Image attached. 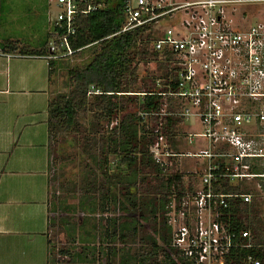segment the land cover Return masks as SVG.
Listing matches in <instances>:
<instances>
[{
	"label": "built area",
	"instance_id": "2783aa9c",
	"mask_svg": "<svg viewBox=\"0 0 264 264\" xmlns=\"http://www.w3.org/2000/svg\"><path fill=\"white\" fill-rule=\"evenodd\" d=\"M52 2L57 10L42 56L60 60L83 49L69 41L76 16L102 8L104 2L48 0ZM123 3L124 21L113 35L144 29L146 51L158 59L129 56V67L145 62L158 72L152 74L155 90L141 94L162 96L160 111L141 116L145 121L154 115L174 116L180 124L193 121L195 130L182 131L186 142L206 141L197 152H179L159 133L150 146L163 168L173 166L175 157L205 159L204 167L183 181L178 199L175 194L169 198L170 242L165 247L178 253L177 264H261L252 254L237 256L239 249L255 245L254 237L250 229H233L226 216L232 199L250 202L261 195L248 186V192L227 191L223 181L245 185L246 180H264V170L253 171L255 161L264 160V0Z\"/></svg>",
	"mask_w": 264,
	"mask_h": 264
},
{
	"label": "trees",
	"instance_id": "16d2710c",
	"mask_svg": "<svg viewBox=\"0 0 264 264\" xmlns=\"http://www.w3.org/2000/svg\"><path fill=\"white\" fill-rule=\"evenodd\" d=\"M102 1L104 2L102 8L88 14H80L74 20L75 33L69 38L71 46L89 48L93 54L88 62L68 70V91L58 92L48 100L49 147L61 133H81L83 127L80 123V114L85 111L92 112L94 120L90 132L93 133L83 135L88 144L84 152L91 158L96 152L102 153L106 163L108 153H113L119 158L116 168L109 172L102 168V173L108 176L110 182L118 180L119 197L112 193V203L107 204L110 197L104 195L106 206L97 209V204L103 203L96 202L90 194L89 187L93 186V181L90 180L84 186L85 202L80 207L92 214L96 210L102 212L109 210L110 204L120 205L125 214L124 218L118 221L115 218L105 219L103 233L111 244L106 246L107 264H177V259L181 260L178 253L165 247L170 242V227L165 213L170 196L175 194L178 199L183 189V173L178 170L170 171V168L156 164L150 146L161 133L176 150L175 127L179 119L171 115L162 117L154 115L149 119L153 125L145 123L141 113L160 111L162 96L141 94L155 90L154 76L149 77V83L144 82L141 87H137V67H129V56H138L145 62L148 57L157 61V56L146 51L148 37L145 41L142 40L144 29L113 35L123 24L124 3L123 0ZM49 38L50 32L47 34L46 42L35 51H25L18 40L3 41L0 43V49L18 50L19 53L25 54H44L47 52ZM56 62L57 59H48L49 78L55 72ZM141 79L143 81V78ZM128 92L133 94H126ZM129 104H132V107L128 108ZM121 113L123 115L118 120ZM114 120L118 122L112 125L109 134L105 133L107 128L99 126L103 122L108 126ZM158 124L159 129L155 131L154 128ZM263 170L257 166L253 168L256 172ZM223 185L231 192L250 191L243 183L230 185L227 179L223 181ZM99 189L102 191L107 189L106 192L109 193V188L104 187V182L100 183ZM103 197L101 196L102 199ZM255 198L250 202L240 198L232 199L226 209V216L229 217L233 229H250L254 237L255 245L252 248L239 249L237 256L252 254L264 264V219ZM63 208L65 212L71 210L69 206ZM66 216L61 218L59 227L61 231L70 235L73 229L68 228L69 215ZM56 222L49 217V227L56 226ZM116 240L122 246L134 247H120L118 252L113 245ZM47 244L48 264H58L50 257L49 239ZM59 253L61 257H67L68 261L73 263L83 260L86 256L84 251L72 255L67 248L59 249Z\"/></svg>",
	"mask_w": 264,
	"mask_h": 264
},
{
	"label": "rangeland",
	"instance_id": "374dc122",
	"mask_svg": "<svg viewBox=\"0 0 264 264\" xmlns=\"http://www.w3.org/2000/svg\"><path fill=\"white\" fill-rule=\"evenodd\" d=\"M56 10L54 2L50 4L47 0H0V42L10 37L29 40L30 35H33V38L37 41L43 40L47 30L51 29V21L55 16ZM162 24L166 25L167 21L163 20ZM92 54L93 52L86 48L71 57L60 59L56 62L55 72L50 76L52 80L47 92L49 98L58 92L68 91V70L88 62ZM155 73L158 74L149 64L140 62L137 66V87H141L144 82L149 83V77L152 74L156 75ZM141 78H143V81ZM130 107H132V104H129L128 108ZM121 115L123 113L119 114L118 120ZM149 119L145 123L153 125ZM93 120L92 112H82L80 114V123L83 131L79 134L61 133L51 144V149L49 147L51 153L49 180L53 179L50 182L48 191V216L55 219L57 225L48 227L47 235L51 246L50 257L55 259V263L58 264H107L105 260L107 256L106 246L111 244L106 240L107 236L105 237L103 233L106 225L105 219L115 218L118 221L125 216L119 207L120 205L110 204L109 210L103 212L96 210L92 214L87 213L80 207L85 202L84 186L90 180L93 181V186L89 187L90 194L95 198L96 202L103 203V205L97 204V209L106 206L104 195L107 194L110 197L107 204L109 202L112 203V193H115L117 198L119 197L117 192L118 180L116 179L114 183L110 182L108 176L102 173V168L108 172L112 168H116L119 158L113 153H108L106 163L102 153L96 152L94 157L91 158L84 152V148H87L88 144L83 135H92L93 132L90 131H92L91 123ZM192 122H185V124L178 122L175 127L179 145L176 150L179 152L194 153L198 151V146H204H200V144L206 143V141L201 140H194L192 143L186 142L182 131L186 129L195 130L196 125H193ZM99 126L100 128L103 127V129L107 128L105 133L109 134L112 123L107 126L103 122ZM255 162V166L264 169V160H256ZM172 165L169 166L170 171H181L183 173L182 181L186 182L187 179H192L193 177L192 175L189 176V174H193V172L204 167L205 159L192 156L175 157ZM125 172L127 173V171ZM102 182H104V187L109 188V193L106 192L107 189L105 191L99 189V185ZM263 182L264 180L261 178H254L246 180L245 185L251 188L253 192L261 195L255 198V202L259 205L261 217L264 219V196L262 194L264 186H257V184H262ZM67 206L71 210H66L68 212H65L63 207ZM67 214L69 215L67 226L70 230L73 229L70 231V235H67L63 230L61 231L59 227L61 218L67 217ZM85 238L86 240L84 241ZM113 245L118 249V252H120V247H134L130 245L122 246L117 240ZM61 248H67L72 255L75 252L84 251L86 256L81 261L69 262L67 257L60 256L59 249Z\"/></svg>",
	"mask_w": 264,
	"mask_h": 264
},
{
	"label": "crops",
	"instance_id": "0c3cea01",
	"mask_svg": "<svg viewBox=\"0 0 264 264\" xmlns=\"http://www.w3.org/2000/svg\"><path fill=\"white\" fill-rule=\"evenodd\" d=\"M48 32L40 41L33 35L3 41L35 51ZM42 55L0 49V264H48L52 79Z\"/></svg>",
	"mask_w": 264,
	"mask_h": 264
}]
</instances>
